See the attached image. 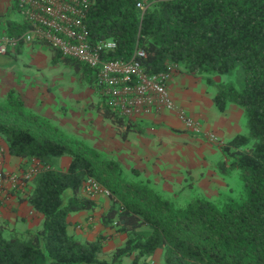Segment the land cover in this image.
Returning <instances> with one entry per match:
<instances>
[{
	"label": "trees",
	"instance_id": "16d2710c",
	"mask_svg": "<svg viewBox=\"0 0 264 264\" xmlns=\"http://www.w3.org/2000/svg\"><path fill=\"white\" fill-rule=\"evenodd\" d=\"M141 1L144 11L136 8ZM86 26L89 41L116 43L107 58L129 60L139 48L147 73L175 64L214 89L219 112L230 105L242 110L246 133L219 147L216 164L223 179L239 172L242 191L178 200L192 183L170 193L134 168L129 177L119 161L26 110L10 91L0 101V138L10 156L44 168L28 190L16 191L42 220L23 232L0 223V264H152L158 250L161 264H264V0H93ZM64 60L95 83L91 69ZM87 106L121 141L144 127L118 117L102 97ZM64 158L69 163L59 169ZM87 178L109 191L106 209L83 193ZM82 211H100L98 221L108 233L93 241L70 233L68 215ZM117 236L123 242L103 258L105 242Z\"/></svg>",
	"mask_w": 264,
	"mask_h": 264
},
{
	"label": "crops",
	"instance_id": "0c3cea01",
	"mask_svg": "<svg viewBox=\"0 0 264 264\" xmlns=\"http://www.w3.org/2000/svg\"><path fill=\"white\" fill-rule=\"evenodd\" d=\"M16 4L17 0H0V35L24 32L26 25L17 11ZM47 50L52 52L50 58L53 64H57L58 59L64 60L56 56L55 50L42 42L24 43L7 54L0 55V101H5L8 93L13 91L20 97L26 110L49 120L76 138L89 141L93 148L102 152L107 147L120 146L119 154L109 156L103 153L119 161L123 166H125L123 157H126V163L134 164L133 168L138 170L142 177L150 176L155 182L157 180L151 175V166L156 164L161 166V170L170 171L164 175L166 182L177 186L186 182L188 179L186 174L190 173L188 176L193 177L191 175L193 168L197 170L196 180L202 179V182L221 180L216 171V164L222 158L220 143L222 145L242 133L240 118L243 113L240 108L233 105L228 106L224 112H219L212 102L214 91L202 83L200 78L182 72L177 73L168 82V92L176 108L184 110L201 123L203 131L201 134L185 131L175 111L162 110L159 113L133 118V121L142 123L143 129L132 133L135 135L132 139L130 134L128 140L121 141L113 126L87 106L101 100L90 74L82 75L75 72L80 81L77 87L72 86L75 84L72 73L66 80L67 86L63 82H57L55 78L47 83L49 85L41 86L37 71L48 60ZM13 64L25 70L22 73L17 72ZM50 85L55 86L58 92H52ZM207 134L215 135L220 143L210 142ZM126 143L129 144L124 145ZM0 146L1 169L6 174L20 173L24 161L8 154L7 144L2 138ZM152 147L157 149L152 152L150 149ZM183 167H186V170ZM18 199L16 190L11 189L9 182L3 190L0 188V223H7L17 231L22 228L23 231L37 229L42 216L34 212L27 202H20ZM99 214L82 211L68 215L70 233L78 234L76 226L80 224L96 226L103 230L98 221ZM159 262L158 260L155 263L160 264Z\"/></svg>",
	"mask_w": 264,
	"mask_h": 264
},
{
	"label": "built area",
	"instance_id": "2783aa9c",
	"mask_svg": "<svg viewBox=\"0 0 264 264\" xmlns=\"http://www.w3.org/2000/svg\"><path fill=\"white\" fill-rule=\"evenodd\" d=\"M92 3L93 0H17V11L26 27L20 34L0 35V55L24 43H45L62 58L73 59L94 72L96 90L118 117L132 120L162 110L175 111L185 131L201 134V123L176 108L169 95L168 82L177 65L168 64L158 73H147L139 60L145 57L143 50L136 48L129 60L109 59L106 56L116 48L113 40L89 41L86 16ZM136 8L144 11L145 1L137 2ZM207 138L220 143L213 134H207ZM42 169L33 162L26 171L8 175L0 167V188L3 190L9 182L11 189L23 193ZM83 189L91 197L110 195L92 178L85 180Z\"/></svg>",
	"mask_w": 264,
	"mask_h": 264
},
{
	"label": "rangeland",
	"instance_id": "374dc122",
	"mask_svg": "<svg viewBox=\"0 0 264 264\" xmlns=\"http://www.w3.org/2000/svg\"><path fill=\"white\" fill-rule=\"evenodd\" d=\"M46 53H47L46 56H47L48 60H46V63L43 65V67L37 71L39 74L38 75L39 80H41V82H42L41 86L49 85L47 83L49 81H51L53 78H55V80L57 82H63L65 84V86H67L66 80L69 78V74L72 73L73 76L75 77L73 80L75 82V84L72 86L77 87V85H78L77 83H79L80 81L78 80L79 76L75 73V70L73 69V67L68 65L65 62V60H63V59H58L57 64L56 63L53 64L51 62V58H50L52 55L51 50H47ZM13 65H14L13 68L17 72L22 73L25 70L19 66L16 67L15 64H13ZM181 72H182L181 68L177 66L175 68L174 73H172L171 78L174 75H176L177 73H181ZM202 83L205 84L204 81H202ZM70 85H71V83H70ZM50 86H51L52 92H54V93L58 92V91H56L57 88L55 86H53V85H50ZM211 91H214V89H211ZM240 125L242 128V134H245L246 133V119L244 118L243 115L240 118ZM70 135H71V133H70ZM132 136H135V135L132 134L130 136L131 139H132ZM85 142L88 146H93V145H91V143L89 141L85 140ZM129 143H126L124 145H128ZM167 145H168V143H167ZM220 146H221V143H220ZM0 149H1V146H0ZM150 149L153 152V150H156L157 148L152 147ZM103 152L107 153L109 156H112V155H115L114 153H116V154L121 153V148H120V146L107 147L101 153H103ZM109 158H111V157H109ZM125 159H126V157H123V160L125 162V166H124L125 169L124 170H125L126 174H128L129 177H131V174H129L130 173L129 170L131 169V167L132 168L134 167V164L130 165L129 163H126L127 160H125ZM218 160L219 159H217V161ZM61 161L62 162H60L58 168L59 169H65L69 163V160L67 158H65ZM32 164L33 163H30V164L27 163L25 165V162H23L22 166H21V169H22L21 172L26 171V169ZM136 168H139V167H136ZM183 168H184V170H186L185 169L186 167H183ZM151 171H152L151 175L154 176L155 177L154 179L157 180L156 183L158 185V188L162 189L165 192H170V193L178 192V190L180 188L186 187L189 183H192V187H187L186 189H184L182 191V193L180 194V196H178V194H177L178 197H176V198H178V200L184 199L186 201V199L191 198V197H196L199 194H204L206 196H210L211 198H215V197H217V195H221V194H225L227 196L230 195L233 197H237L241 193L242 188H243L242 180L240 178L238 171H232L230 174L224 176V179L221 177V180H219V181H215V182L209 181L208 182L205 180L202 182V179L196 180V177L198 176V174H197V170L193 168V172L191 173V175L193 177L190 178L188 176L190 173L186 174V178H188V179L186 180V182L180 183L179 186L171 184V183L169 184V182H166V178L164 175H167V173H169L170 171H168L166 169L161 170V166H159L158 164H156V166H153V167L151 166ZM9 174L11 175V174H15V173H9ZM143 178L147 179V180L149 179L150 183H155V181L152 178H150V176L143 177ZM160 178H162L163 180L160 181L159 180ZM82 190H83V193L85 195H88V193L83 188H82ZM108 197L109 196L98 195V196H95L93 198H95L102 205L101 206L102 209H106L110 205V199ZM98 212L100 213V211H97V213ZM76 229H77V233H78V234H76V236L78 238H80L82 240H89V241L95 240L96 237L102 232H104L105 234L108 233V232H105L104 229L100 230L96 226L90 227L88 224L85 226L80 224V226H76ZM18 232H23V228L18 230ZM123 240H124V236H117V237L108 239L104 244V249H103L104 253H103L102 257L108 258L110 256V254L112 253V251L114 250V248L116 246L120 245L123 242ZM152 258L154 260L152 262V264H156L158 262V260L160 261L159 263L161 264V261H162L161 251H159V250L156 251Z\"/></svg>",
	"mask_w": 264,
	"mask_h": 264
}]
</instances>
